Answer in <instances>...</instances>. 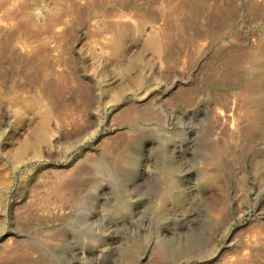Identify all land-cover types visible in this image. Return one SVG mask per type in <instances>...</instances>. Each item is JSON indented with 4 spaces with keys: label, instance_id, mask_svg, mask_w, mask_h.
I'll list each match as a JSON object with an SVG mask.
<instances>
[{
    "label": "rangeland",
    "instance_id": "obj_1",
    "mask_svg": "<svg viewBox=\"0 0 264 264\" xmlns=\"http://www.w3.org/2000/svg\"><path fill=\"white\" fill-rule=\"evenodd\" d=\"M0 264H264V0H0Z\"/></svg>",
    "mask_w": 264,
    "mask_h": 264
}]
</instances>
